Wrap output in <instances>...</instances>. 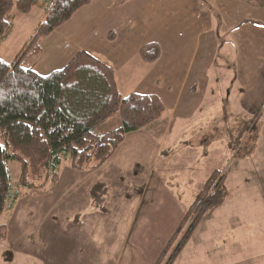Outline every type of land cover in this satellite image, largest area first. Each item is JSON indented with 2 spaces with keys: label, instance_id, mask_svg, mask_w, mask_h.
Instances as JSON below:
<instances>
[{
  "label": "rangeland",
  "instance_id": "obj_1",
  "mask_svg": "<svg viewBox=\"0 0 264 264\" xmlns=\"http://www.w3.org/2000/svg\"><path fill=\"white\" fill-rule=\"evenodd\" d=\"M96 1L100 0L83 7L81 16L89 9L96 10L100 5ZM44 16L42 8H35L17 18L13 31L0 45V58L13 61ZM81 16L76 13L70 18L71 32L76 31L74 22H80ZM57 29L40 42L42 51L35 70L42 75L63 68L72 59L69 54L73 49L65 47L63 31ZM219 45L231 52L220 39L209 60L211 67ZM208 49L203 47L200 59L207 56ZM220 54L227 55L225 50ZM53 64L58 67L54 69ZM217 115L214 111L211 116ZM259 119L253 118L250 125H243L240 118L236 125L225 124L221 110V132L207 135L215 140L216 147L200 146V139L191 138L178 147L179 152L167 155L166 148L162 151L157 147L160 139H150L156 130H163L160 120L148 134L130 133L103 165L94 167V162L75 169L68 159L63 160L55 185L47 184L44 190L26 189L24 196L0 216V225L6 226L0 229V235L5 232L6 236L0 240V264H154L217 169L227 174L225 201L199 223L174 264H197L199 260L204 264V258L220 257L227 247L247 255H263L260 240L264 241V222L262 231H251L264 211V120ZM105 123L103 131L112 130L120 126L121 118L117 114ZM243 126L249 132L243 133ZM253 128L258 129L253 133ZM186 145L189 148L185 149ZM7 167L11 183L17 185L21 164L9 161ZM175 172L181 174L179 188L167 185ZM45 177L46 173L41 182ZM235 240H242L244 248L238 249ZM215 245L224 248L214 251Z\"/></svg>",
  "mask_w": 264,
  "mask_h": 264
},
{
  "label": "crops",
  "instance_id": "obj_2",
  "mask_svg": "<svg viewBox=\"0 0 264 264\" xmlns=\"http://www.w3.org/2000/svg\"><path fill=\"white\" fill-rule=\"evenodd\" d=\"M98 3L99 7L94 11L89 9L84 17L79 13L83 7L76 12L82 18L74 22L76 31L69 29L76 13L63 29L64 24L58 29L63 31L65 47L73 49L71 58L84 51L114 72L121 95H156L160 99L165 107L164 115L130 133L148 134L162 120L163 130L151 133L150 139H160L157 147L162 151L166 148L167 155L179 152L178 147L191 142V138L200 139V146L205 143L216 147L215 140L207 135L221 132L218 128L223 124L218 121L221 110L225 124L236 125L240 118L241 123L250 125L258 116L259 121L264 120V10L243 0H100ZM220 39L231 47V52L219 45L211 67L209 60ZM148 43L160 47V55L152 63L140 56V50ZM203 47H209L208 54L200 59ZM221 50L226 51V57L220 54ZM214 111L218 113L216 118L211 116ZM205 125L210 127L201 130ZM180 179L181 174L175 172L167 185L179 188ZM261 213L251 231L263 230L264 211ZM226 219L227 215L223 220ZM235 241L241 250L242 240ZM260 242L264 245L263 239ZM186 248L187 245L183 250ZM221 248L224 246L215 245L214 251ZM237 252L227 247L220 257L204 258V264H264V251L263 255L254 256Z\"/></svg>",
  "mask_w": 264,
  "mask_h": 264
},
{
  "label": "trees",
  "instance_id": "obj_3",
  "mask_svg": "<svg viewBox=\"0 0 264 264\" xmlns=\"http://www.w3.org/2000/svg\"><path fill=\"white\" fill-rule=\"evenodd\" d=\"M91 1L0 0V45L13 31L17 18L35 8L45 13L14 60L0 58V216L26 189L55 185L63 160L68 159L75 169L94 162V167L103 165L128 133L164 115L165 107L156 95H121L114 72L84 51L47 75L35 70L41 40ZM243 1L264 10V0ZM159 55L157 43L140 50V56L151 63ZM117 114L120 126L103 131L105 122ZM244 132H249L247 126H243ZM9 161L21 164L17 185L11 183ZM44 172L48 177L41 182ZM226 180L225 172L217 169L211 173L154 264L176 262L199 223L225 201ZM5 227L0 225V229ZM4 234L0 240H5Z\"/></svg>",
  "mask_w": 264,
  "mask_h": 264
}]
</instances>
